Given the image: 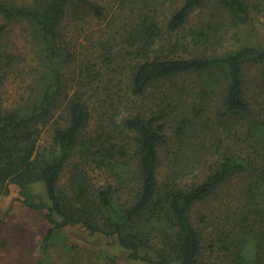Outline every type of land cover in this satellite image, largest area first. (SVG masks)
I'll use <instances>...</instances> for the list:
<instances>
[{
    "label": "trees",
    "instance_id": "16d2710c",
    "mask_svg": "<svg viewBox=\"0 0 264 264\" xmlns=\"http://www.w3.org/2000/svg\"><path fill=\"white\" fill-rule=\"evenodd\" d=\"M258 16L264 0H0V197L44 212V249L82 227L130 262L264 264V43L221 51ZM12 77L29 83L10 102Z\"/></svg>",
    "mask_w": 264,
    "mask_h": 264
},
{
    "label": "rangeland",
    "instance_id": "374dc122",
    "mask_svg": "<svg viewBox=\"0 0 264 264\" xmlns=\"http://www.w3.org/2000/svg\"><path fill=\"white\" fill-rule=\"evenodd\" d=\"M256 19L253 25L230 31L221 51L238 49L255 39L264 43V17L258 16ZM1 22L0 20V24ZM18 45L28 54L31 53V64L37 65L38 60L32 54V41H27L24 36ZM27 83L29 81L12 77L5 88L8 100L12 102L17 99L25 91ZM30 191L38 202L50 203L44 183L31 185ZM0 221V264H38L39 261H43V264H140L130 262L127 251L114 240L103 235H91L82 227L63 229L44 249L48 230L44 212L26 206L20 195V188L15 185L10 187L9 195L0 197ZM199 221L202 220L198 215V224L204 227L209 236L211 222L206 224Z\"/></svg>",
    "mask_w": 264,
    "mask_h": 264
}]
</instances>
